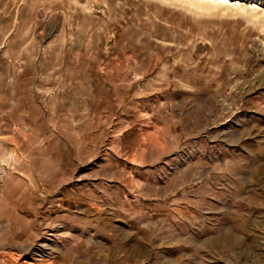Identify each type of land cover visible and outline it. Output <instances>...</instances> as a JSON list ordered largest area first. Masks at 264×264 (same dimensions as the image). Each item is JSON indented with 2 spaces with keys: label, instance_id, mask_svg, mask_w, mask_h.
<instances>
[{
  "label": "rangeland",
  "instance_id": "1",
  "mask_svg": "<svg viewBox=\"0 0 264 264\" xmlns=\"http://www.w3.org/2000/svg\"><path fill=\"white\" fill-rule=\"evenodd\" d=\"M0 160V264H264V0H0Z\"/></svg>",
  "mask_w": 264,
  "mask_h": 264
},
{
  "label": "crops",
  "instance_id": "2",
  "mask_svg": "<svg viewBox=\"0 0 264 264\" xmlns=\"http://www.w3.org/2000/svg\"><path fill=\"white\" fill-rule=\"evenodd\" d=\"M64 165V164H63ZM62 165V166H63ZM38 166H46L43 163H39ZM26 165L23 163V165H20L18 167L19 174H13L9 175L6 180L0 185L1 189V195H0V202L3 204L4 207H6L5 211L7 212V208L11 210L13 208H22V207H29L31 209H37V207L40 205V203L37 201H34V195H33V189H31L32 185L39 184L38 186L45 185L41 181L40 178L45 177L48 174L53 173L52 171H48L45 168H36L32 170L30 166L26 168ZM64 173V171H63ZM39 174V175H37ZM61 175V174H58ZM65 176V175H62ZM45 182V181H43ZM35 186V185H34ZM36 191V190H35ZM22 194L25 195V199L23 200ZM45 200V199H44ZM33 204V206H31Z\"/></svg>",
  "mask_w": 264,
  "mask_h": 264
},
{
  "label": "built area",
  "instance_id": "3",
  "mask_svg": "<svg viewBox=\"0 0 264 264\" xmlns=\"http://www.w3.org/2000/svg\"><path fill=\"white\" fill-rule=\"evenodd\" d=\"M16 165L12 160L2 161L0 160V185L5 181V179L16 171ZM1 193V189H0Z\"/></svg>",
  "mask_w": 264,
  "mask_h": 264
}]
</instances>
